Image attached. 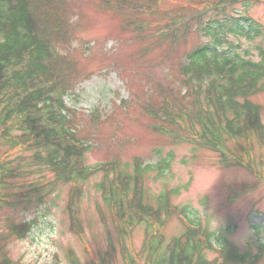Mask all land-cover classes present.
I'll return each instance as SVG.
<instances>
[{
	"label": "rangeland",
	"instance_id": "rangeland-1",
	"mask_svg": "<svg viewBox=\"0 0 264 264\" xmlns=\"http://www.w3.org/2000/svg\"><path fill=\"white\" fill-rule=\"evenodd\" d=\"M210 1L160 0L161 13H152L156 11L153 9L152 14L144 11L137 16L126 11L129 9H117V2L108 4L109 0H66L72 28L67 44L60 40L56 44L73 68V86L64 101L76 112L72 119L77 138L89 144L84 165L118 161L120 170L126 166L130 171L138 159L149 169L142 177L144 203L154 208L155 200L170 191V204L185 214L163 216L164 223L157 230L142 223L126 228L120 236V221L98 190L104 174L101 170L85 182L53 186L40 203L0 202L1 240L8 223H29L22 238L10 237L0 244V262L72 264L71 253L79 264H144L145 255L139 257V253L150 240L151 231L162 237L157 260L166 262L165 247L168 249L170 240L179 237L189 223L196 230L200 226V233L206 230L215 247L202 251L208 262L264 264V138L228 142L232 158L241 159L242 164L222 165L218 153L210 149L175 144L165 133L159 134L152 126L155 117L144 105L150 98L159 101L158 94L165 96L167 90L179 96L182 83L178 71L183 54L213 42L202 28L183 35L179 29L182 25L174 21V28L171 16L182 13L187 17L207 8ZM225 13L240 18L241 23L249 19L253 28L260 29V36L246 31L241 35L226 33L216 46L228 54L247 53L245 58L259 60L260 51L264 53V0H246ZM129 17L136 23L146 21L148 26L140 32L133 20H127ZM169 28L178 34L175 40L169 36L173 34ZM165 33L169 35L163 36ZM250 100L261 106L264 124V81L263 89ZM20 133L13 131V139ZM18 143L16 146L0 137V161H10L9 165L19 162L21 169L28 171L2 184L0 192L8 199L25 194L29 185L53 181L51 173L39 172L31 164L35 151L22 148L20 140ZM234 143L245 144L248 154L236 152ZM71 189L77 203L73 200L70 213L67 203Z\"/></svg>",
	"mask_w": 264,
	"mask_h": 264
},
{
	"label": "trees",
	"instance_id": "trees-1",
	"mask_svg": "<svg viewBox=\"0 0 264 264\" xmlns=\"http://www.w3.org/2000/svg\"><path fill=\"white\" fill-rule=\"evenodd\" d=\"M112 1L117 2V9H129L126 11L137 16L143 15L144 11L149 14L159 12L160 0H109L108 4ZM245 1L212 0L207 3V8L193 11L187 17L182 13L171 16V24L175 21L182 25L179 29L183 35L202 28L204 35L207 34L213 42L200 44L183 54L178 71L182 83L179 96L167 90L165 96L161 92L158 94L159 101L150 98L144 103L146 110L155 117L152 126L159 134L165 133L163 135L175 144L190 143L210 149L218 153L222 165L242 164L241 159L232 158L234 154L228 149V142L243 140L248 143L252 138L256 141L264 138L261 106L250 100L263 89V51L256 61L245 58L247 53L228 54L217 47L221 43L218 38L226 33L241 35L246 31L260 36V29L253 28L249 19L241 23L240 18L233 19L225 13ZM65 4L66 0H0V137L16 146L20 140L24 145L22 148L34 150L31 164L39 172L53 175V181L41 186L29 185L23 195H11L8 199L0 192V202L40 203L53 186L85 182L103 170L98 190L103 202L120 221L119 235L123 236L126 228L132 229L141 223H145L147 229L157 230V226L164 223L163 216L169 218L178 212L185 214V211L176 212V206L169 201L170 191L155 200L154 208L144 203L146 190L142 177L149 170L146 165H140L142 162L138 159L130 171L126 166L120 170L118 161L92 167L84 165L89 144L77 138L72 119L76 112L64 102L73 86V68L66 55L56 47L59 40L67 44L72 28L68 18L71 9L67 11ZM153 9L156 11L151 13ZM127 20L137 22L134 17ZM147 23L140 21L136 28L141 32ZM174 25L176 28L177 24ZM169 31L173 34L163 36L169 35L175 40L178 34L173 29L169 28ZM13 131H21L16 140ZM233 145L239 154H248L245 144ZM10 163L0 161V190L7 180L28 174L21 169L19 162ZM75 190L80 192L79 187ZM71 191L67 203L70 213L74 201L77 203L74 190ZM28 229V222L8 223L0 244L10 237L22 238ZM199 229L189 226L179 237L172 238L168 249L165 247L166 262L157 260L162 237L159 232L151 231L150 240L143 244L139 257L144 253V264H216V260L208 262L203 257V249L211 250L212 245L207 231L200 233ZM70 257L72 264H79L71 253ZM0 264L16 263L4 259Z\"/></svg>",
	"mask_w": 264,
	"mask_h": 264
}]
</instances>
